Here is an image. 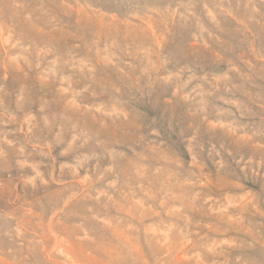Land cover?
I'll list each match as a JSON object with an SVG mask.
<instances>
[{"label":"rangeland","instance_id":"rangeland-1","mask_svg":"<svg viewBox=\"0 0 264 264\" xmlns=\"http://www.w3.org/2000/svg\"><path fill=\"white\" fill-rule=\"evenodd\" d=\"M0 264H264V0H0Z\"/></svg>","mask_w":264,"mask_h":264}]
</instances>
